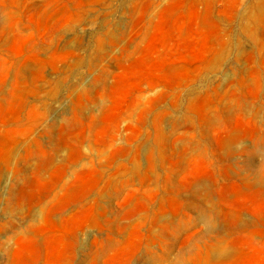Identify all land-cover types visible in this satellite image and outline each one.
Returning a JSON list of instances; mask_svg holds the SVG:
<instances>
[{
	"label": "rangeland",
	"instance_id": "obj_1",
	"mask_svg": "<svg viewBox=\"0 0 264 264\" xmlns=\"http://www.w3.org/2000/svg\"><path fill=\"white\" fill-rule=\"evenodd\" d=\"M0 264H264V0H0Z\"/></svg>",
	"mask_w": 264,
	"mask_h": 264
}]
</instances>
